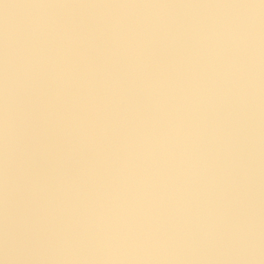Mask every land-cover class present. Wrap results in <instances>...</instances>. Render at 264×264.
Wrapping results in <instances>:
<instances>
[{"label":"crops","instance_id":"1","mask_svg":"<svg viewBox=\"0 0 264 264\" xmlns=\"http://www.w3.org/2000/svg\"><path fill=\"white\" fill-rule=\"evenodd\" d=\"M67 1H75L78 5V35L74 41L65 39L66 43L73 44L72 47L59 38V47L54 48V53H57H53L47 71L50 84L45 97L48 98L46 104L50 106L53 118L60 117L57 122L72 131L71 146L58 158L54 150L48 149V143L42 145L35 141L38 146H43L41 153L43 157L47 154L49 168L34 171L35 174L30 176L34 180L23 185L24 192L20 188L21 193L15 203H9L8 208L2 207V226L6 227L5 231L11 227L18 233L20 248L18 255L10 259L4 247L0 246V255L5 260L8 258L2 264H90L104 257L110 264H159L157 257L167 256V249H130L116 255L106 254L98 248L90 250L89 237L95 233L94 226L100 225L82 221L77 205L82 207L84 204L91 210L100 207L106 214L108 210H114L113 203H123L118 200V196H121L124 201L134 203L138 208V217L143 218L133 219L124 215L116 223L105 219L102 226L118 225V231L151 234L168 240L170 235L165 227L172 225L181 242L190 240L187 231L190 205L184 189L186 172L175 169L174 173H160L154 180V189L149 191L153 197L147 200L137 195L132 181L135 177L128 175V171L135 172L141 165L155 166L163 162L165 166L168 163L164 158L166 155H153L149 148V142H156L151 139L153 136L155 140L157 129L164 130L166 127L171 131L174 146L204 144L208 129L207 109L203 104L188 100L194 92L198 97V92L203 93L208 89L217 93L222 91L224 96L236 102V97L240 98L237 91L241 89L243 106L238 103L230 115L251 111V88L255 81H263L264 85V76H260L257 68L260 64L264 65V48L261 44L264 41V0H242L246 7L257 12L259 44L256 50L259 54H243L242 59L236 62L234 50L226 43V37L225 43L218 41L217 37L215 43L220 44L219 49L226 50L230 55L227 64L222 66L224 70L217 59H210L204 65L199 60H188L186 64L182 55L187 48L182 46L181 37L171 40L176 30L183 33L180 20L193 12L183 11L178 15L169 7L162 11L158 8L161 0ZM162 1L169 3L173 0ZM204 1L213 3L218 0ZM141 2L143 7L139 8ZM225 2L233 0H223V6ZM128 3L134 5L135 10ZM213 11L197 9L195 12L201 16L202 12L212 14ZM220 15L226 18L225 8L219 12ZM177 21L178 27L174 25ZM223 24L218 35L223 32ZM123 33H128V36H121ZM125 39H130L131 43H123ZM207 46L194 45V48L202 51ZM234 63L236 67H233ZM152 65L159 70L156 72ZM255 86L257 90L258 85ZM141 97L146 99V104L141 103ZM118 147L121 149L118 150ZM87 153L93 157V173L87 176V185L82 188L61 186L59 179L69 175H61L59 166L64 163L63 170L72 172L74 161L79 159L75 157ZM173 165L178 167V162H173ZM121 180L127 188L119 185ZM35 181H39L43 188L39 195L33 188ZM120 207L128 211L135 208L122 204L118 211ZM13 208L18 210V216H14L16 222L6 213ZM30 210L34 212L30 223H34L35 231L33 238L28 239L27 211ZM80 223L88 226L82 237H79L81 234L77 230ZM177 225L179 229H176ZM96 232L97 235L101 233ZM61 234L69 235L80 250L67 256L56 255L53 249Z\"/></svg>","mask_w":264,"mask_h":264},{"label":"rangeland","instance_id":"2","mask_svg":"<svg viewBox=\"0 0 264 264\" xmlns=\"http://www.w3.org/2000/svg\"><path fill=\"white\" fill-rule=\"evenodd\" d=\"M77 6V2L67 0H0V130H2L4 119L5 67L9 54V42L15 44L16 54L21 57L27 50L36 46L35 33L42 10L48 11L53 25L50 34L39 45L42 69L37 77L38 83L34 87L23 89L20 95L17 111L20 145L17 160L12 169L16 177V186L10 198L5 191L4 149L3 140L0 137V246L2 247H4L3 237L6 233V227L2 226L4 217L2 207L8 208L9 203L13 201L15 203L21 193L20 188H23L24 192L25 186L23 185L34 180V177H30L35 174L34 171L39 172L49 168L47 154L43 157L41 153L43 146L40 147L36 143L39 142L42 145L48 143V149L54 150V154H57L58 158L66 153L71 146L72 131L57 122L60 117L55 115L56 118H53L54 114L52 110H49L50 106L48 107L46 104L48 98L45 97V91L50 84L47 77L48 67L51 65L52 55L57 53H54V48L59 47V38H63L62 41L68 47H72L73 44L66 43V38L69 41L77 39ZM128 6L135 10L134 5L128 3ZM235 6L246 7L242 0L225 2L224 6L223 0L213 3H207L204 0L191 3L190 1L185 3L173 0L165 3L161 0L158 4V8L162 11L169 7L178 15L183 11L193 12L192 15L188 14L187 18L183 17L180 20L183 33H178L176 30V33L171 35L172 41H175L174 38L177 40V37L180 36V41L183 42L182 46L187 48L182 55L186 59V64L188 60H199L200 64L204 65L210 59H217L222 70H224L222 66L227 64L230 55L226 50L219 49L220 44L215 43L217 37L218 41L221 40V43H225L222 33L221 35L217 34L226 19L222 18V15L219 16V12L224 8L227 11L230 7ZM142 7L143 3L141 2L139 8ZM197 9L201 11L214 9V11L212 14L202 12V15L199 16L195 12ZM175 23L174 25L178 27L179 22ZM127 34L123 33L121 36L127 37ZM122 42L131 43L130 39L122 40ZM202 44L204 46L207 44L209 47L207 46L202 51H196L194 45L203 48ZM261 44L264 48V41H261ZM257 52L256 50L255 53L259 54ZM152 66L156 72L159 70L157 66ZM257 68L260 76H264V65L260 64ZM219 75L221 81L223 79L221 70ZM254 84L258 85L257 90ZM254 84L251 88V111L245 110L244 113L236 112L231 115V110L233 111L239 104L243 106V90L237 91L240 98L236 97V102H233L230 97L224 96L222 91L217 93L214 90L205 89L208 92H198V97L194 95V92L188 100L203 104L205 105L204 109H207L208 129L204 144L198 146L196 144L193 147L174 146L171 131H168L166 127L164 130L157 129L155 140L152 136L151 141L158 143L157 145L154 142L159 155L161 153L166 155L164 158L168 161L165 165L167 169L162 162L155 166H140L139 170H135V172L128 171V175L135 177L132 181L134 189L135 187L137 189V195L147 200L153 197L149 191L154 189V180L160 173H174L175 169L186 172L184 189H186V200L190 205L188 210L190 222L187 225L190 240L186 243L181 242L180 238L178 239L177 230L172 225L165 227L170 238H174L178 243L175 248L167 249V256L157 257L159 264H264V97L262 96L264 95V85L263 81H255ZM140 101L146 104L144 97ZM186 115L191 116L190 113H186ZM166 139H170L171 144L164 143ZM119 149L121 148L118 147ZM185 152L187 155H183ZM189 157L198 161L195 168L191 167ZM75 158L79 159L74 161L75 167L72 172L64 171V163L59 166L61 175H69L59 179L61 186L82 188L87 185V176L93 173V157L87 153L82 156L77 155ZM173 162H178V167L174 166ZM122 180L119 185L125 189L127 186L122 183L125 180ZM22 194L24 195V193ZM118 197H120L118 200L123 203H113L114 210H108L106 214L100 207L91 210V208L87 209L88 207L83 206L84 204L81 205L82 207L77 205L80 208L81 220L96 222L100 225L94 226L93 232L97 233L96 231L103 232L106 227L111 226H102L105 219L116 223L124 215L133 219L143 218L138 217V208L134 203L132 204L128 200L124 201L125 199L123 200L121 196ZM122 204L123 206L133 205L135 208L122 215L118 211V207ZM172 207L173 205L170 206V209ZM17 211L16 208H13L7 210L6 213H9L12 220L16 222L17 218L15 219L14 216H18ZM169 214L172 216L170 211ZM27 217L29 218L27 225L29 239L33 238L35 231L34 223H30V219L34 218V212L27 211ZM85 227H88L85 226V223L79 224L77 229L81 234L79 237H82ZM177 228L179 229L178 225ZM109 229L118 231V225L109 227ZM239 231H242L249 241L248 245L243 248L235 247L231 243L233 235ZM15 234L18 240L19 235L17 232ZM4 260L5 258L0 255V264ZM101 261L110 263L107 257H104L94 260L90 264Z\"/></svg>","mask_w":264,"mask_h":264},{"label":"clouds","instance_id":"3","mask_svg":"<svg viewBox=\"0 0 264 264\" xmlns=\"http://www.w3.org/2000/svg\"><path fill=\"white\" fill-rule=\"evenodd\" d=\"M257 12L251 7L235 6L226 11V19L223 24L222 35L226 37V43L234 50L236 62L242 59L243 54L251 56L257 49L259 35L256 32ZM52 30V20L48 11L42 10L36 28V46L27 50L25 54L18 57L15 44L9 42L8 59L5 67L4 83V119L3 127L0 130V137L3 140L4 166H5V191L10 198L16 186V177L13 174V165L17 160L20 131L17 118V111L21 91L28 87H34L38 81L37 77L42 69L41 42L50 34ZM236 67V64H233ZM237 72L239 69L237 68ZM171 144L170 139L164 141ZM149 148L153 155L158 152L157 146L149 142ZM187 155V153H183ZM192 168H195L198 161L189 157ZM34 191L39 195L43 188L39 181L33 184ZM187 241H185L186 243ZM178 242L174 238L163 240L158 236L130 234L123 230L113 231L105 229L99 235L93 234L89 237L88 245L90 250L98 248L109 255H116L128 250H149V249H173ZM231 243L235 247L243 248L249 241L242 231L233 235ZM4 252L8 258H14L20 252L14 230L9 227L4 237ZM73 239L67 234H61L55 247L54 253L58 256H67L79 251Z\"/></svg>","mask_w":264,"mask_h":264},{"label":"built area","instance_id":"4","mask_svg":"<svg viewBox=\"0 0 264 264\" xmlns=\"http://www.w3.org/2000/svg\"><path fill=\"white\" fill-rule=\"evenodd\" d=\"M52 28H53V25H52ZM119 212L122 213V215H124L128 212V210L123 208V207H120ZM93 264H110V263H108L107 261H101V262H97V263H93Z\"/></svg>","mask_w":264,"mask_h":264},{"label":"bare ground","instance_id":"5","mask_svg":"<svg viewBox=\"0 0 264 264\" xmlns=\"http://www.w3.org/2000/svg\"><path fill=\"white\" fill-rule=\"evenodd\" d=\"M65 8V7H64ZM66 12V11H65ZM34 26V25H33ZM66 28V27H65ZM57 31V30H56ZM70 33H71V31H70ZM67 77V76H66ZM58 78V77H57ZM64 78V77H63ZM62 80V79H61ZM140 165V164H139ZM142 166V165H141Z\"/></svg>","mask_w":264,"mask_h":264}]
</instances>
